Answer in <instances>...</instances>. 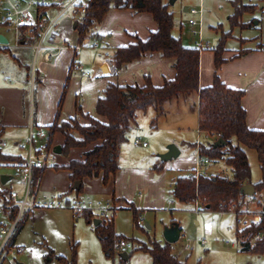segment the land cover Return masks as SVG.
Segmentation results:
<instances>
[{
  "label": "crops",
  "instance_id": "1",
  "mask_svg": "<svg viewBox=\"0 0 264 264\" xmlns=\"http://www.w3.org/2000/svg\"><path fill=\"white\" fill-rule=\"evenodd\" d=\"M227 1L229 6H231V0ZM253 1L254 0H244L243 3L255 8L256 3ZM164 2L167 3L166 0H164ZM259 2H263L260 4L262 9L264 7V1L259 0ZM231 11L233 14V6H231ZM41 12L48 19L55 16V14H52L55 12V9L48 11V7L42 9ZM184 12L189 13L187 8L184 9ZM63 17L64 15L59 21L62 20ZM229 17L230 16L227 17L228 22ZM80 21V19H76L74 16L70 17V19L60 25V31L64 38L72 44L79 42L76 27L77 22ZM58 22L57 25H59ZM241 22L243 24L247 23L243 19ZM257 24L258 22L256 21L254 26ZM157 28V23L150 13H136L132 9L112 8L108 11L103 21L96 24L91 29L86 38L87 40L84 41L89 44V46L84 48L100 50L98 53H82L83 48L80 52L75 54L72 49H65L54 56L52 60L45 61L44 54L46 50L43 49L37 54L35 53L34 44L36 40H30L28 35L29 30L25 32L24 30L22 31L19 44L16 45L14 36L11 35V37H9L4 29L0 27V37H4L7 41L6 44L0 43V66L2 63L7 68L3 78L0 74V133L2 139L8 138L10 141H14L12 150L10 149V151L5 152L3 150L5 147L1 149L3 154L12 159V161L1 162L0 164H10L14 169L16 165L24 162L26 154L20 151L19 144L20 140L24 141L25 139H28L30 128L37 130L40 128H47L57 122L59 124L68 122L76 117V106L80 107L83 114L97 117L95 110L96 102L102 97L106 88L112 84L118 86L143 87L148 78L153 86L161 87L165 81L173 80L176 75L174 60L163 58L159 53H147L142 58L125 64L118 70H115L114 68V55L118 48L127 47L135 43V37L140 40H146L151 33L157 30ZM181 28L182 27H180V30ZM213 30L217 31L216 28H213ZM232 35L231 32V36ZM190 36L194 39L191 35V31ZM180 40L185 47H189L182 41V37ZM254 40L257 44L250 48H227L225 46V51L223 53V59L225 62L218 69L215 68L214 48L211 47L207 50L201 51L199 86L200 88L211 86L216 74L227 87L244 91V97L242 98L241 104L246 112V125L250 130L259 131L264 129V45L259 43L257 39ZM93 43H97L98 46L92 47ZM11 49L21 50L22 53L13 54ZM33 52L34 58H32ZM7 55L12 57L13 61L12 59L7 58ZM21 57L22 59L24 58L25 61L22 62ZM30 58L32 59L31 64L29 61ZM74 62L81 64L83 68L94 69V72L97 67H106V71L104 70L103 73L96 75L94 73V76L92 77L82 76L79 72L74 70ZM31 75L33 76V82L31 81ZM190 98L196 110V127L198 129L197 106L199 104V96L195 94ZM173 100H182V97ZM183 104H185V101ZM169 105V101L164 105V110L166 112ZM150 110L154 113L156 112L153 106L137 112L136 126L134 125L128 132L130 133L129 135L132 136L131 139H136L137 137L140 139V137H142H139L141 133L136 134L134 131L138 125L140 115L142 114L144 116ZM164 118L166 117L164 116ZM82 119L83 121H81L80 124H86V120L84 118ZM149 127L151 131L156 129L155 126L151 125V122H149ZM162 128L163 133H174L176 135H180L181 133L180 131L172 130L168 125H166V127L163 126ZM200 137H203V135H198L197 132L195 142L194 137H191L190 140L183 136L178 138V142L176 140H166V143H174L179 150V155L174 159L176 161L172 162V165H168L165 162L152 163L150 160H147L150 155L146 156L145 154L141 155L142 160H139L138 158L128 160L127 156L128 154L131 155L132 151L127 147V142H123L119 147V170L114 175L110 176L106 185L103 183L102 175L92 179H85L80 194L94 202H109L116 205V210L113 212L114 216L115 212L119 209H131L136 212H139L140 210H155L159 207L161 201L163 203L162 207L165 205L167 190L165 173L170 171L174 174L170 182V194L173 196V200L180 205L178 209L185 211V209L189 207L194 210L192 206L181 203L174 197L173 188L177 178L186 176L194 168L197 160L195 145L197 139ZM35 139L43 140L37 137ZM59 141L58 145L61 147L63 143L62 135H60ZM216 141L217 140H210L206 143H215ZM143 142H146V140ZM35 143H37L36 140ZM185 146L190 148L188 150H192L191 154H189L190 152H185L182 155ZM132 148L136 149L139 147H135L132 143ZM142 148L145 150L148 149L149 144ZM75 151L79 152L78 158H80L83 150ZM166 152L167 151L162 153ZM212 161L213 160H210V164ZM56 166H59V164H56ZM50 169L56 170L53 166L47 168L45 171ZM45 171L43 172L42 179L45 175ZM65 172V177H62L61 180L59 178L60 183L58 182L56 185L57 188L54 190V192L56 191L57 194L60 195L69 193V187L71 184L69 178L70 173L67 170H65ZM156 172L160 173V175L156 174ZM210 174L212 173L208 172L207 176H210ZM2 177H7L8 179L5 183H2L1 181L2 188H0V190L8 189L6 183L11 180V177L5 175H2L1 178ZM19 183L21 184L20 181ZM257 183L250 184L253 186ZM143 191L146 193L145 195L143 194ZM136 193H139L138 196L140 198L139 200L137 199V206L134 201ZM256 194L257 193L254 192L252 196L246 197L245 201L247 200V205L253 200ZM40 196L48 199L46 195L44 196L41 194V190ZM169 203L168 206H171L172 202ZM192 209H190V211ZM169 211L172 213L174 212V209H170ZM202 211L207 212L208 210L201 209L197 212ZM226 213H233L236 216L237 221V217L242 214L250 215L259 220L262 212L255 213L243 210H239V214L235 211L218 212V214ZM92 215L94 217L93 223L95 221H98L97 224L102 222L97 218L95 213H92ZM83 216L85 217L84 214ZM176 221L177 220H171V224H177L180 233H182L181 223ZM194 222L196 225L199 224L197 220ZM148 227L150 228L149 225ZM237 228L239 227L237 226ZM240 230L241 229H237L235 232L237 239V232Z\"/></svg>",
  "mask_w": 264,
  "mask_h": 264
},
{
  "label": "trees",
  "instance_id": "2",
  "mask_svg": "<svg viewBox=\"0 0 264 264\" xmlns=\"http://www.w3.org/2000/svg\"><path fill=\"white\" fill-rule=\"evenodd\" d=\"M243 1L231 0L234 7V13L229 17L231 29L246 27L247 24H243L241 18L245 13L254 10L253 6L246 5ZM112 8L150 13L158 26L146 40L135 37V43L116 50L113 61L115 70L142 58L147 53H159L163 58L174 60L176 75L173 80L165 81L161 87L153 86L148 78L143 87L110 85L96 102L97 117L83 114L80 107L76 106V117L61 123L59 128L63 136L61 154L68 155L72 150H83V153L80 158L70 160L65 166L55 165L56 169H64L70 173L69 193L80 194L85 179L100 175L103 176V183L106 185L110 176L119 170V147L127 140V133L135 125L138 111L153 106L157 116H161L165 112L166 102L197 94L199 96L198 130L219 134V139L225 142L224 146L217 147L214 143L202 144L199 156L209 160H218L225 156L226 164L232 169V177L212 175L200 176L195 180L188 176L189 172L186 176L177 178L173 195L184 204L194 201L197 197L204 200L205 210L213 212H228V207L234 205L235 212L239 214L247 197L241 192V188L251 183V168L244 148L253 149L257 153L261 180L253 187L255 193L264 191V129L254 131L247 127L246 112L241 104L244 91L227 87L216 74L211 86L200 88L201 51L185 47L180 38L172 35L174 17L169 10V4L164 0H93L87 7V15L77 22L79 42L87 40L91 29L101 23ZM23 30L24 32L29 30L30 40L36 38L35 27ZM230 36L231 32L222 33V37L213 49L216 69L225 62L223 59L225 41ZM78 115L87 123L80 124L77 121ZM8 161L12 159L5 156L0 149V163ZM77 181L81 184L79 189L75 190L73 185ZM84 215L88 222L93 221L91 212H86ZM113 215L114 213L109 219L95 226L102 251L109 258L119 250V242L126 240L115 233ZM136 215L137 212L134 211V219ZM137 221H135L136 225ZM258 233L263 234L262 239L251 245L252 238ZM237 237L241 240L242 251L264 255V210L260 214L259 221L237 232ZM172 246L173 244L165 241H153L150 247L143 246L139 249L151 255L153 264H183L173 253ZM58 259L63 264H76L74 257L70 262L63 258Z\"/></svg>",
  "mask_w": 264,
  "mask_h": 264
},
{
  "label": "rangeland",
  "instance_id": "3",
  "mask_svg": "<svg viewBox=\"0 0 264 264\" xmlns=\"http://www.w3.org/2000/svg\"><path fill=\"white\" fill-rule=\"evenodd\" d=\"M51 1L47 0V4L51 3ZM166 1L174 17L172 34L176 37H182V41L189 47L194 48L195 41L190 36L191 29L188 25V20L193 17L188 12H184L185 8L188 11L193 9L202 10L204 22L203 36L205 41L209 42L210 48H215L222 37V33L225 34L228 32H232L233 35L225 41L227 48L245 49L254 47L257 44L254 39H257L259 43L264 45V7L261 9L260 4L263 2H259V0L253 1L256 3L253 12L245 13L247 15L244 14L241 18V20L243 19L247 22L246 24L248 26L243 28L234 27L233 29H231L227 20V17L232 14V5L230 4L231 6H229L227 0ZM171 1H173L172 4L170 3ZM53 9V7H48V11ZM52 14H56V10ZM74 16L76 19L81 18L75 15L73 11L67 12L62 20L58 22L59 25H57V28L60 30V25ZM256 21L258 24L254 26ZM180 27H182L181 30ZM213 28H216L217 31L213 30ZM8 36L11 37L10 34ZM99 51L93 48H84L82 53H98ZM11 52L13 54L22 53L21 50L15 49H11ZM7 58L13 61V58L9 57V55H7ZM32 58H34V52ZM21 60L22 62L25 61L22 57ZM29 61L31 64L32 59L30 58ZM6 69L1 63L0 74L2 78ZM83 69L85 71H91V77L94 76V69L91 70L85 67ZM182 100L169 101L170 105L167 112L165 111L161 116H157L156 112L154 113L152 110L144 116L142 114L140 115L134 133H141L139 135V137L142 136L140 137L141 141L146 140L149 148L146 150L141 146L136 149L132 148V143L135 138L131 139L132 136L129 135L130 133H127V140L125 142H127V147L132 151V154H128L127 156L128 160L136 158L142 160L141 155L145 154L146 156L150 155L147 160H150L152 163L165 162L168 165H172V162L176 161L174 160L175 158L168 161H162L160 158V155L164 154L162 152L167 151L169 145H174V143H166V140H176L178 142V138L183 136L190 140L191 137H194V142L196 141L198 129L196 127L197 119L194 104H192L190 97H182ZM184 101L185 104H183ZM77 121L79 123L83 121L80 115H78ZM149 122L155 126V130L151 131ZM55 124L52 129L54 133L52 143L56 146L60 142L61 133L59 128L61 124L58 122ZM166 125L170 126L174 131H180V135L163 133L162 127H166ZM200 138L201 145H205L207 141L204 137ZM4 139L7 145L3 150L8 152L10 149H13L14 141H10L8 138ZM35 140L37 142L35 143V148L47 143V138ZM26 143L27 139L24 141L20 140L19 144L20 151L25 154L27 153ZM185 147L182 155L185 152H190L189 154H191L192 150H188L190 148L186 147V149ZM244 150L251 168V183H257L261 180V170L257 153L255 150L249 148H244ZM226 151L228 152V150ZM78 153V151L72 150L68 155L58 154L57 164L59 166H65L70 160L77 159L79 156ZM206 171L207 173H212L210 176L216 174L225 178L232 177V170L226 164L225 156L221 159L213 160L206 167ZM156 174L160 175L157 172ZM2 175L11 177V180L6 183L7 188L13 187L14 190L19 192L22 190L23 187L16 178L12 165L0 164V188H2ZM65 175L66 172L64 169H50L45 171V175L41 180V194L46 195L48 198L61 197L69 200L76 198L77 194L75 192L65 193V195L57 194L56 191L54 192L56 190L55 188H57L56 185L58 182L60 183L59 178L61 180ZM165 175L167 184L165 205L162 207L163 203L161 201V204L159 207H155V210H140L137 212L135 219L142 222L141 226L136 225L134 211L131 209H119L115 212V216L113 215L116 233L128 240L133 247L131 250L119 248L118 251L114 252L112 257H106L102 251L93 221L88 222L83 215L75 216L69 209H61L47 211L42 219H39L37 215L30 216L16 238L14 249L7 256L3 264H63L58 258H63L67 262H70L73 257L75 258L76 264H153L151 255L139 248L143 246L150 247L153 241L163 242V231L170 226L171 220H177L176 222L181 223L182 234L185 236L184 240L181 242L178 241L172 246L173 253L178 256L183 264H264V255L259 256L241 250V240H238L235 236V232L239 228L236 226V216L233 213L218 214V212L213 211L197 212L189 207H186L187 209L185 211L179 210L178 207L180 205L173 200V196L170 194V182L174 174L167 171ZM143 194L145 195L146 193L144 192ZM138 195L139 193H136L134 198L136 206L138 205L137 199H140ZM78 197L90 200L81 194H78ZM169 202H172L171 206H168ZM246 202L247 200L240 210L255 213L262 212L264 210V191L257 193L248 205ZM114 206L117 207L116 205ZM170 209H174V212L171 213L169 211ZM190 209L192 210L190 211ZM195 220L199 224L196 225ZM147 224L150 226L149 229L146 227ZM185 240H188L191 244L189 251L183 250ZM202 241L205 244L201 245ZM123 252L129 255L128 260H123L120 256Z\"/></svg>",
  "mask_w": 264,
  "mask_h": 264
},
{
  "label": "built area",
  "instance_id": "4",
  "mask_svg": "<svg viewBox=\"0 0 264 264\" xmlns=\"http://www.w3.org/2000/svg\"><path fill=\"white\" fill-rule=\"evenodd\" d=\"M93 0H52L47 4V0H0V27L5 33L13 35L15 44L18 45L21 39L24 28L37 29L34 49L37 54L45 49V61H50L59 52L65 49H72L76 54L82 48L89 46L87 42H78L72 44L64 38L61 31L57 28L59 19L69 11L81 19L87 15V7L91 5ZM45 7H53L56 14L53 18L48 19L41 11ZM189 14L193 17L188 20V25L191 28V35L194 37V48L199 51H204L210 48L209 42L205 41L203 36V16L202 10H190ZM195 17V18H194ZM97 43H93L92 47H97ZM74 70L82 76L89 77L91 72L85 71L81 64L75 63ZM31 75V81L33 82ZM40 128L34 130L30 128L29 137L27 139V153L24 162L14 167L15 176L22 184V190L19 192L13 187L0 190V264H3L7 256L14 249L16 238L21 232L26 220L33 215H37L42 219L47 211L69 209L75 216H81L86 212L95 213L100 221H105L111 217L116 207L109 202H94L82 198H74L72 200L57 198H42L40 196V184L43 172L55 166L57 162V154L54 151L55 144L52 143L53 127ZM198 135H203L205 140H217L219 134L197 131ZM35 137L44 139L47 138V143L43 146L35 148ZM201 139H197L196 151L197 160L194 168L190 171L189 177L198 180L200 176H207L206 167L210 164L207 158L199 156L201 147ZM6 141L0 138V149L6 147ZM135 147H146L147 143L136 138L133 141ZM35 172L37 174L35 175ZM171 203V202H170ZM169 203V204H170ZM192 206L195 211L204 209V200L196 199L186 203ZM228 211L234 212L235 206L228 207ZM259 220L247 214H242L237 217V226L239 229H245L252 224H256ZM137 225L141 226L142 222L137 221ZM184 235L180 233L179 241L184 240ZM263 234H256L251 245L260 241ZM228 242V240H227ZM205 244L204 241L201 245ZM118 248L131 250L132 245L121 240ZM191 244L185 240L183 250L189 251Z\"/></svg>",
  "mask_w": 264,
  "mask_h": 264
},
{
  "label": "water",
  "instance_id": "5",
  "mask_svg": "<svg viewBox=\"0 0 264 264\" xmlns=\"http://www.w3.org/2000/svg\"><path fill=\"white\" fill-rule=\"evenodd\" d=\"M172 2L173 1H171L170 3L172 4ZM0 43L6 44L7 41L4 39V37H0ZM104 70L106 71V67H97L94 73L95 75L101 74L104 72ZM224 145H225V142L222 139H219L214 143L215 147L224 146ZM54 151L57 155L61 154L62 152L61 147L59 145L55 146ZM178 155H179L178 148L175 145L171 144L167 147V152L160 155V158L162 161H168L173 158H177ZM7 179H8L7 177H2L1 178L2 183H5ZM80 184H81L80 181L75 182L73 185V189L78 190ZM241 192L246 196H252L254 194V187L251 184L244 185L241 188ZM97 223L98 221H95L94 225H97ZM147 228L149 229L148 225H147ZM163 237H164L165 242L169 244H174L178 242L180 238V229L178 225L173 223L169 227L165 228L163 231ZM120 256L122 257L123 260L128 259V254L126 252H123Z\"/></svg>",
  "mask_w": 264,
  "mask_h": 264
}]
</instances>
